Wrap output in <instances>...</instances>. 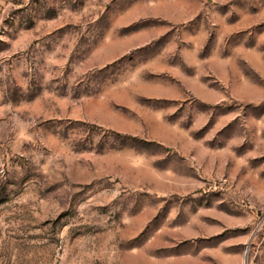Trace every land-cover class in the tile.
<instances>
[{"label":"rangeland","instance_id":"374dc122","mask_svg":"<svg viewBox=\"0 0 264 264\" xmlns=\"http://www.w3.org/2000/svg\"><path fill=\"white\" fill-rule=\"evenodd\" d=\"M0 264H264V0H0Z\"/></svg>","mask_w":264,"mask_h":264}]
</instances>
